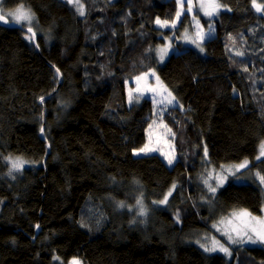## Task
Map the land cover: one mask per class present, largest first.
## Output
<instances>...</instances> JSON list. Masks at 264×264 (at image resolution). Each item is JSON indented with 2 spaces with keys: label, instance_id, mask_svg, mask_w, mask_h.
I'll return each mask as SVG.
<instances>
[{
  "label": "trees",
  "instance_id": "trees-1",
  "mask_svg": "<svg viewBox=\"0 0 264 264\" xmlns=\"http://www.w3.org/2000/svg\"><path fill=\"white\" fill-rule=\"evenodd\" d=\"M3 1L28 8L41 34L38 52L29 33L0 27V264H264V245L228 256L199 244L235 212L264 209L255 0H217L204 52L180 46L162 66L158 47L192 29L188 11L172 29L179 0H80L85 16L66 0ZM152 71L176 102L158 109L175 133L172 163L137 153L157 106L128 85ZM243 162L202 199L197 168Z\"/></svg>",
  "mask_w": 264,
  "mask_h": 264
},
{
  "label": "rangeland",
  "instance_id": "rangeland-1",
  "mask_svg": "<svg viewBox=\"0 0 264 264\" xmlns=\"http://www.w3.org/2000/svg\"><path fill=\"white\" fill-rule=\"evenodd\" d=\"M69 4L78 8L80 15H86V9H84V4L80 0H66ZM180 8L177 18L171 23L172 29L177 30L181 20L184 18V13L188 11L192 18V29L191 31H186L182 33L185 28L177 30V33L170 38L166 39V43L158 47V58L160 66L168 60L170 54L175 50V48L180 46H192L200 52H204V42L214 36L215 34V17L218 11V1L217 0H179ZM82 6V8H81ZM255 6L258 9H262L261 13L264 14V0H255ZM0 8L6 19L12 24L20 25L37 34L38 26L34 18L33 13L26 7L20 6L14 9H6L4 7V1L0 0ZM185 9V10H184ZM81 12L83 14H81ZM12 13L13 15H9ZM28 14L31 16V22L28 20H20L16 22L14 19L15 15ZM163 21H158L157 25L161 26ZM180 31V33H179ZM182 33V34H181ZM41 34V31L39 32ZM179 40V42H177ZM181 43V44H180ZM190 44V45H188ZM158 73L152 71L148 74H144L132 82L129 83V97L133 100H140L142 97H150L154 100L157 108L155 107V120L151 126L148 134L149 140L146 144L144 150L141 153L139 150L137 153L141 154H153L160 153L162 156H166L169 163H172L175 158H178V152H176V138L174 131L166 125L163 121L162 115L159 113L158 109L161 111H166L170 107L176 105L175 100L168 93L169 91L163 88L162 85L158 84ZM264 143L259 148V156L256 159L264 157ZM249 162V161H248ZM248 166L247 162L240 163L238 165H230L224 169L206 170L203 166L202 169L195 170L197 173L195 181L198 185V194L202 196V199H207V194L213 193L218 189L220 184L224 183L226 180L225 172L232 173L235 171L242 170L244 167ZM231 175V174H230ZM212 179V180H211ZM190 187V186H188ZM212 189H215L213 191ZM206 193V196L204 193ZM251 237V239H249ZM264 209L262 210V215L260 217L253 216L246 211L235 212L228 220L219 221L209 228V233L203 234L200 237V245L209 250L220 254H227L228 256L232 253V247L239 244L245 245H264ZM255 241V242H253ZM231 247H228V246ZM59 264H64L59 262ZM67 264H83L78 259H71Z\"/></svg>",
  "mask_w": 264,
  "mask_h": 264
},
{
  "label": "water",
  "instance_id": "water-1",
  "mask_svg": "<svg viewBox=\"0 0 264 264\" xmlns=\"http://www.w3.org/2000/svg\"><path fill=\"white\" fill-rule=\"evenodd\" d=\"M0 15H2L1 9H0ZM5 20L7 22H4ZM0 26L7 27V28H16V29H20V30H23V31L29 33L32 36V39H33L34 46H35L36 50L38 52H40V48H39V45H38L37 36H36V34L33 31H29L27 28H25L23 26L10 23L8 21V19H6L5 17H4V20H0ZM52 96H53V94L50 95L48 98H51ZM43 132H44V129H43Z\"/></svg>",
  "mask_w": 264,
  "mask_h": 264
},
{
  "label": "snow or ice",
  "instance_id": "snow-or-ice-1",
  "mask_svg": "<svg viewBox=\"0 0 264 264\" xmlns=\"http://www.w3.org/2000/svg\"><path fill=\"white\" fill-rule=\"evenodd\" d=\"M81 8H82V6H81ZM81 14H83V13L81 12ZM9 15H13V14L9 13ZM14 19L16 20V22H19L20 20H28L29 23L31 22V16L26 14V13L25 14L15 15ZM0 20H4V16L3 15H0ZM4 22H7V21L5 20ZM29 31H31V28H29ZM262 147H264V146H262ZM143 150L144 149H141V151H143ZM261 179L264 180V177H262ZM212 190L215 191V189H212ZM249 239H251V237H249ZM261 239H264V237H261ZM253 242H255V241H253Z\"/></svg>",
  "mask_w": 264,
  "mask_h": 264
},
{
  "label": "bare ground",
  "instance_id": "bare-ground-1",
  "mask_svg": "<svg viewBox=\"0 0 264 264\" xmlns=\"http://www.w3.org/2000/svg\"><path fill=\"white\" fill-rule=\"evenodd\" d=\"M2 15H3V13H2ZM4 16V15H3ZM0 27H3V26H0ZM3 28H7V27H3ZM9 29H11V28H9Z\"/></svg>",
  "mask_w": 264,
  "mask_h": 264
},
{
  "label": "crops",
  "instance_id": "crops-1",
  "mask_svg": "<svg viewBox=\"0 0 264 264\" xmlns=\"http://www.w3.org/2000/svg\"><path fill=\"white\" fill-rule=\"evenodd\" d=\"M188 45H190V44H188Z\"/></svg>",
  "mask_w": 264,
  "mask_h": 264
}]
</instances>
